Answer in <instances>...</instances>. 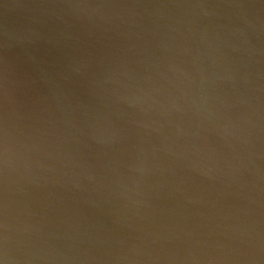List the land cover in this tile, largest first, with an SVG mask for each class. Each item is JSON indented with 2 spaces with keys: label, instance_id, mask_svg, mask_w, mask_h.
<instances>
[{
  "label": "water",
  "instance_id": "water-1",
  "mask_svg": "<svg viewBox=\"0 0 264 264\" xmlns=\"http://www.w3.org/2000/svg\"><path fill=\"white\" fill-rule=\"evenodd\" d=\"M3 264H264V0H0Z\"/></svg>",
  "mask_w": 264,
  "mask_h": 264
},
{
  "label": "snow or ice",
  "instance_id": "snow-or-ice-1",
  "mask_svg": "<svg viewBox=\"0 0 264 264\" xmlns=\"http://www.w3.org/2000/svg\"><path fill=\"white\" fill-rule=\"evenodd\" d=\"M0 264H3V261L2 260H0Z\"/></svg>",
  "mask_w": 264,
  "mask_h": 264
}]
</instances>
